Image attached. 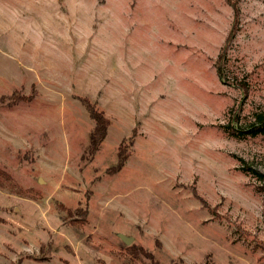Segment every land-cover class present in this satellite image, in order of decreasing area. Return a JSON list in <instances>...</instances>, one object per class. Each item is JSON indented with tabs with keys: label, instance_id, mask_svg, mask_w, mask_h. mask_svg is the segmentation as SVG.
<instances>
[{
	"label": "rangeland",
	"instance_id": "rangeland-1",
	"mask_svg": "<svg viewBox=\"0 0 264 264\" xmlns=\"http://www.w3.org/2000/svg\"><path fill=\"white\" fill-rule=\"evenodd\" d=\"M1 97L0 264H264V0H0Z\"/></svg>",
	"mask_w": 264,
	"mask_h": 264
},
{
	"label": "trees",
	"instance_id": "trees-1",
	"mask_svg": "<svg viewBox=\"0 0 264 264\" xmlns=\"http://www.w3.org/2000/svg\"><path fill=\"white\" fill-rule=\"evenodd\" d=\"M230 7L232 8V26H231V30L229 32V34L226 37V42L230 41L234 35L235 32L238 28V18L240 15V10L238 8V6L236 5L235 2L232 1H228ZM225 51L224 47L221 50L220 54L218 55V59L216 62V75L218 77L219 80H222V71H221V67H222V51ZM18 99V97H17ZM24 99H28L25 97H21L20 100H24ZM3 97L0 98V102H2ZM81 104L82 106L85 108V110L87 111L89 118L93 121L94 126L90 132L89 135V143H88V147L86 149V154L87 156L91 159L95 153L99 150V147L101 145V143L103 142L104 138L106 137L107 134V129L109 127V120L103 115V113L101 111H98L97 108L95 107V105L93 103H91V101L87 98H81ZM253 134H261L264 133V120H261L260 124L254 125L251 131ZM127 159V155L125 152H123V150L121 149V147H119L118 152H117V163L115 165L114 170L118 171L122 168L124 161ZM1 222V220H0ZM143 255H145L146 257H148L149 259H152V255L150 253H146L141 251Z\"/></svg>",
	"mask_w": 264,
	"mask_h": 264
},
{
	"label": "water",
	"instance_id": "water-1",
	"mask_svg": "<svg viewBox=\"0 0 264 264\" xmlns=\"http://www.w3.org/2000/svg\"><path fill=\"white\" fill-rule=\"evenodd\" d=\"M121 240L125 243V244H129L131 242L130 238H127L123 235H120Z\"/></svg>",
	"mask_w": 264,
	"mask_h": 264
}]
</instances>
